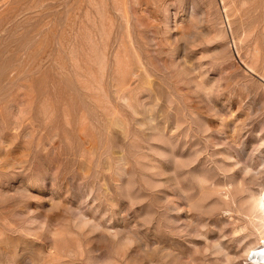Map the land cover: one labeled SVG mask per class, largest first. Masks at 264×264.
<instances>
[{
  "label": "rangeland",
  "instance_id": "1",
  "mask_svg": "<svg viewBox=\"0 0 264 264\" xmlns=\"http://www.w3.org/2000/svg\"><path fill=\"white\" fill-rule=\"evenodd\" d=\"M220 1L0 0V264H246L264 0Z\"/></svg>",
  "mask_w": 264,
  "mask_h": 264
},
{
  "label": "bare ground",
  "instance_id": "2",
  "mask_svg": "<svg viewBox=\"0 0 264 264\" xmlns=\"http://www.w3.org/2000/svg\"><path fill=\"white\" fill-rule=\"evenodd\" d=\"M220 2H222L221 4H223L224 1L221 0ZM250 71L253 72V69L251 67H250ZM262 81L264 82V77L262 78ZM251 200L252 203L249 206L247 215L250 218L249 219L250 226H252L253 229L257 233H259L258 234L259 239L257 240L256 244L246 249L247 251L245 252L246 253L245 262L246 264H264V195L259 193L257 196L255 195L254 197H252ZM238 230L240 231V229H237V232Z\"/></svg>",
  "mask_w": 264,
  "mask_h": 264
}]
</instances>
